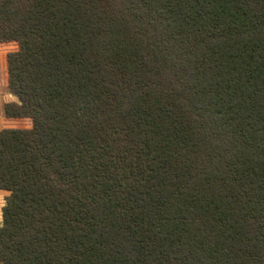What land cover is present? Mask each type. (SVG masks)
Masks as SVG:
<instances>
[{
    "label": "trees",
    "instance_id": "16d2710c",
    "mask_svg": "<svg viewBox=\"0 0 264 264\" xmlns=\"http://www.w3.org/2000/svg\"><path fill=\"white\" fill-rule=\"evenodd\" d=\"M0 264H264V0H0Z\"/></svg>",
    "mask_w": 264,
    "mask_h": 264
},
{
    "label": "rangeland",
    "instance_id": "374dc122",
    "mask_svg": "<svg viewBox=\"0 0 264 264\" xmlns=\"http://www.w3.org/2000/svg\"><path fill=\"white\" fill-rule=\"evenodd\" d=\"M17 49L13 42L0 43V130L1 129H27L31 127V122L28 119H7L4 116V105L7 103L15 102L16 97L9 94L7 89V74H6V56L8 53ZM0 193V222L2 208L5 205L8 192L2 191ZM4 194V195H1ZM4 196V197H1Z\"/></svg>",
    "mask_w": 264,
    "mask_h": 264
},
{
    "label": "crops",
    "instance_id": "0c3cea01",
    "mask_svg": "<svg viewBox=\"0 0 264 264\" xmlns=\"http://www.w3.org/2000/svg\"><path fill=\"white\" fill-rule=\"evenodd\" d=\"M0 193H3L2 191H0ZM1 195H4V194H1ZM1 197H4V196H1Z\"/></svg>",
    "mask_w": 264,
    "mask_h": 264
}]
</instances>
